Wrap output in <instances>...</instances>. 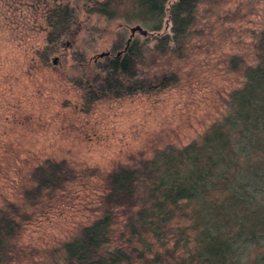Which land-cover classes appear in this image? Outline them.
Returning <instances> with one entry per match:
<instances>
[{"label":"rangeland","instance_id":"rangeland-1","mask_svg":"<svg viewBox=\"0 0 264 264\" xmlns=\"http://www.w3.org/2000/svg\"><path fill=\"white\" fill-rule=\"evenodd\" d=\"M176 1L166 0L158 28L87 14L79 2L77 21L60 35L45 63L40 51L47 44L44 17L51 0H0V207L14 202L27 209L20 187L24 173L44 158L64 159L77 173L33 209L16 239L19 257L10 264H55L60 257L54 248L100 216L96 207L106 172L156 158L171 147L182 149L229 113L230 93L247 79L243 68L257 60L253 45L264 27V0L198 3L193 28L200 32L192 34L187 55L146 67L149 74L176 72L175 83L87 102L76 81L136 34L147 48L171 34L169 10ZM136 25L145 33L132 32ZM177 206L169 205L170 228L155 236L146 232L144 243H136L156 264L194 260L189 261L196 244L189 228L193 204L180 200ZM121 227L122 221L116 231ZM181 229L185 239H178ZM245 250L242 264L263 259L264 239Z\"/></svg>","mask_w":264,"mask_h":264},{"label":"trees","instance_id":"trees-1","mask_svg":"<svg viewBox=\"0 0 264 264\" xmlns=\"http://www.w3.org/2000/svg\"><path fill=\"white\" fill-rule=\"evenodd\" d=\"M202 1L177 0L169 10L171 34L162 35L151 48L136 34L120 43L118 51L106 55L97 64L98 71L77 78L86 101L148 92L178 81L176 72L149 74L146 67L187 55L192 34L200 32L193 26ZM74 2L72 6L67 1L51 0L46 7L47 44L40 51L45 63L60 35L67 34L77 21L79 2L87 14L122 16L127 22L158 28L166 0ZM253 46L256 63L243 68L247 79L230 93L229 113L182 149L171 147L156 158L106 172L104 192L96 207L100 216L54 248L60 257L55 264H156V257L141 254L136 243H144L146 232L155 236L170 228L174 212L170 213L169 205L177 206L180 200L193 204L189 214L196 243L189 257V261L194 259L192 264H242L245 249L263 241L264 27L256 33ZM236 60L240 64L241 59ZM76 177L75 168L64 159L47 157L27 169L26 181L20 186L27 209L14 202L0 207V264H10L19 257L16 239L33 209L54 198L56 191ZM178 212V216L183 215ZM184 233L181 229L178 239H185ZM187 263L186 259L180 262ZM253 264H264V258Z\"/></svg>","mask_w":264,"mask_h":264},{"label":"water","instance_id":"water-1","mask_svg":"<svg viewBox=\"0 0 264 264\" xmlns=\"http://www.w3.org/2000/svg\"><path fill=\"white\" fill-rule=\"evenodd\" d=\"M139 30L140 32H143V33H145V30H141V27L139 26V25H136V26H133V27H131V31L133 32L134 30Z\"/></svg>","mask_w":264,"mask_h":264}]
</instances>
